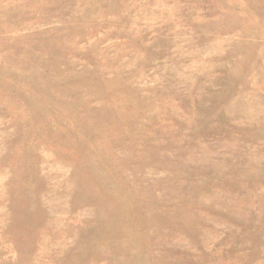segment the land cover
<instances>
[{
	"label": "rangeland",
	"instance_id": "rangeland-1",
	"mask_svg": "<svg viewBox=\"0 0 264 264\" xmlns=\"http://www.w3.org/2000/svg\"><path fill=\"white\" fill-rule=\"evenodd\" d=\"M0 264H264V0H0Z\"/></svg>",
	"mask_w": 264,
	"mask_h": 264
}]
</instances>
